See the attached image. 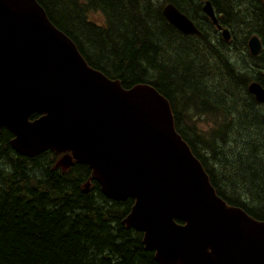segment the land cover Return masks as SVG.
Segmentation results:
<instances>
[{
    "label": "trees",
    "instance_id": "1",
    "mask_svg": "<svg viewBox=\"0 0 264 264\" xmlns=\"http://www.w3.org/2000/svg\"><path fill=\"white\" fill-rule=\"evenodd\" d=\"M35 1L91 68L119 80L124 89L153 86L169 102L176 132L217 196L264 221V105L246 90L252 81L264 88L260 0H208L219 23L231 32L227 44L202 14L203 0L163 3L192 20L202 38L181 35L151 0ZM90 13L100 20H89ZM243 16L250 23L241 22ZM237 30H245L240 40ZM251 35L262 44L254 58L247 51ZM177 38L196 41L205 50L186 49ZM234 42L238 47L230 49ZM158 44L164 47L161 58L155 54ZM38 117L33 114L30 120ZM203 123L210 125L205 129ZM11 140L2 129L0 264H158L154 253L145 250L142 234L122 224L132 199L109 200L90 180L87 165L74 163L62 170L55 167L58 157L52 152L26 158L11 149Z\"/></svg>",
    "mask_w": 264,
    "mask_h": 264
},
{
    "label": "water",
    "instance_id": "2",
    "mask_svg": "<svg viewBox=\"0 0 264 264\" xmlns=\"http://www.w3.org/2000/svg\"><path fill=\"white\" fill-rule=\"evenodd\" d=\"M201 10L229 42L211 3ZM161 12L180 34L202 38L172 4ZM247 48L258 56L259 38L249 37ZM247 92L264 103L258 83ZM33 114L40 117L30 120ZM2 129L17 154L62 155L64 170L87 165L107 199H132L123 224L143 234L158 264H264V221L216 195L175 131L169 102L149 84L124 89L92 69L35 0H0Z\"/></svg>",
    "mask_w": 264,
    "mask_h": 264
},
{
    "label": "rangeland",
    "instance_id": "3",
    "mask_svg": "<svg viewBox=\"0 0 264 264\" xmlns=\"http://www.w3.org/2000/svg\"><path fill=\"white\" fill-rule=\"evenodd\" d=\"M151 2L156 6V7H158V8H161V7H163L165 4H163L164 2H165V0H151ZM154 6V7H155ZM239 10H241V8H238ZM231 16V15H230ZM88 18H89V20H91V21H93V22H97V21H99L100 20V16H99V14H96V13H90L89 15H88ZM243 18L244 19H242L241 20V22H247V23H250V20L249 19H247L246 17H244L243 16ZM230 21H231V19H230ZM252 23V22H251ZM235 24H237V25H239V23L237 22V23H235ZM252 26V25H251ZM203 27V26H202ZM225 28H227V27H225ZM228 29V28H227ZM242 29V28H241ZM230 31V30H229ZM245 30H243L242 32L240 31V30H237V32L235 33V35H236V37L240 40L241 39V37H243V32H244ZM217 35L220 37V35L217 33ZM175 40H177L178 42H179V44L181 45V46H184L186 49L187 48H190V47H196L197 48V50L198 51H204L205 50V47L202 45V44H196L197 42L196 41H183V40H180V39H175ZM154 47H155V54H156V58H161L162 57V55H163V53H164V47H162L160 44H158V45H154ZM236 47H238L237 45H235V42H234V45L230 48V49H233V48H236ZM219 52H220V54L221 55H223L221 52H223V50H219ZM255 60V59H254ZM210 64H214L213 62H210ZM213 85L215 86L216 85V80L213 82ZM220 91H222V90H220ZM210 124L209 123H203V126H204V128L205 129H207L208 128V126H209Z\"/></svg>",
    "mask_w": 264,
    "mask_h": 264
},
{
    "label": "bare ground",
    "instance_id": "4",
    "mask_svg": "<svg viewBox=\"0 0 264 264\" xmlns=\"http://www.w3.org/2000/svg\"><path fill=\"white\" fill-rule=\"evenodd\" d=\"M224 29H227V28L224 27ZM227 30H228V29H227ZM202 37H203V33H202ZM255 102H256V101H255ZM256 103L259 104V105H260V104H261V105H264V103H258V102H256ZM198 161H199V160H198ZM200 164H201V163H200ZM207 176H208V175H207ZM125 218H126V217H125ZM125 218H124V219H125ZM124 219H123V220H124ZM122 224H123V221H122ZM123 225H124V224H123ZM124 226H125V225H124ZM125 227H126V226H125ZM126 228H127V227H126ZM127 229H132V228H127ZM133 230H134V229H133ZM134 231L137 232L136 230H134ZM138 233H140V232H138ZM141 234H142V233H141ZM142 242H143V234H142ZM143 245H144V244H143ZM144 248H145V247H144ZM149 252H153V251H149ZM153 253H154V252H153Z\"/></svg>",
    "mask_w": 264,
    "mask_h": 264
},
{
    "label": "flooded vegetation",
    "instance_id": "5",
    "mask_svg": "<svg viewBox=\"0 0 264 264\" xmlns=\"http://www.w3.org/2000/svg\"><path fill=\"white\" fill-rule=\"evenodd\" d=\"M261 1V0H260ZM262 1H264V0H262Z\"/></svg>",
    "mask_w": 264,
    "mask_h": 264
}]
</instances>
